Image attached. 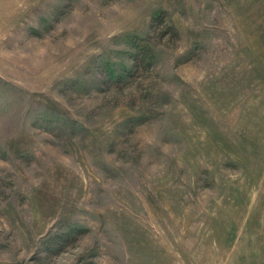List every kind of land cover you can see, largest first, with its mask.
Returning a JSON list of instances; mask_svg holds the SVG:
<instances>
[{
  "label": "rangeland",
  "instance_id": "rangeland-1",
  "mask_svg": "<svg viewBox=\"0 0 264 264\" xmlns=\"http://www.w3.org/2000/svg\"><path fill=\"white\" fill-rule=\"evenodd\" d=\"M0 264H264V0H0Z\"/></svg>",
  "mask_w": 264,
  "mask_h": 264
},
{
  "label": "trees",
  "instance_id": "trees-1",
  "mask_svg": "<svg viewBox=\"0 0 264 264\" xmlns=\"http://www.w3.org/2000/svg\"><path fill=\"white\" fill-rule=\"evenodd\" d=\"M164 16L159 14L153 19L152 25H154L156 22L158 23H164ZM168 25V23H166ZM167 32L172 36V39L177 40L179 38V34L176 31L175 27L168 25ZM150 39L144 38L140 39L137 38L134 43V48L137 50L136 53L133 55L134 60V70L135 68H141L142 65L146 67V70H149V67L152 66L151 60L154 58L155 53L152 50L150 46ZM136 71V70H135ZM135 71L130 73L128 76L131 77L133 74H135ZM85 230H77L76 234L78 236L83 235Z\"/></svg>",
  "mask_w": 264,
  "mask_h": 264
}]
</instances>
